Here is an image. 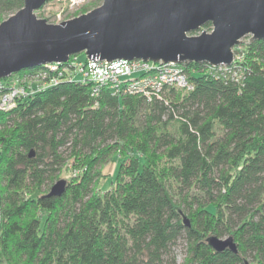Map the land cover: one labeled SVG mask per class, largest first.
I'll return each mask as SVG.
<instances>
[{"label":"trees","instance_id":"obj_1","mask_svg":"<svg viewBox=\"0 0 264 264\" xmlns=\"http://www.w3.org/2000/svg\"><path fill=\"white\" fill-rule=\"evenodd\" d=\"M23 6L0 0V23ZM234 54V72L180 63L192 90L62 82L0 110V264H176L178 245L184 264H264V39Z\"/></svg>","mask_w":264,"mask_h":264},{"label":"water","instance_id":"obj_2","mask_svg":"<svg viewBox=\"0 0 264 264\" xmlns=\"http://www.w3.org/2000/svg\"><path fill=\"white\" fill-rule=\"evenodd\" d=\"M46 0L24 6L0 23V79L72 55L114 61L197 62L232 65L245 37L264 39V0H103L72 19L49 23L36 15ZM211 23L210 32L190 35ZM33 153H30L32 156ZM59 179L48 196H61ZM184 223L190 226L188 219ZM217 251L237 252L232 237L211 236Z\"/></svg>","mask_w":264,"mask_h":264},{"label":"built area","instance_id":"obj_3","mask_svg":"<svg viewBox=\"0 0 264 264\" xmlns=\"http://www.w3.org/2000/svg\"><path fill=\"white\" fill-rule=\"evenodd\" d=\"M90 1L92 0H54L49 8L56 7V9L48 12L46 20L49 23H60L72 19L80 15V9ZM78 55L70 56L67 62L46 63L38 66L37 69L22 70L0 79V110H11L16 106L18 99L62 82L91 83L94 93H98L100 88L108 85L115 91L123 90L125 93L139 94L148 98L159 95L169 86L193 89L189 74L180 63H156L141 59H118L109 62L97 58L82 59ZM232 65H221L218 69L234 72L236 69ZM131 74L138 76L122 80L123 76Z\"/></svg>","mask_w":264,"mask_h":264},{"label":"rangeland","instance_id":"obj_4","mask_svg":"<svg viewBox=\"0 0 264 264\" xmlns=\"http://www.w3.org/2000/svg\"><path fill=\"white\" fill-rule=\"evenodd\" d=\"M102 2H103V0L99 1L98 3H97V0H92V1H90V3H88L84 6H87L90 8V7H93L94 5H98V4L101 5ZM51 3L52 2L45 3L42 8L37 10V12H36L37 17L46 19V17L48 16V12L50 10L54 11L56 9V7L49 8V5ZM82 8L80 9L81 11H82ZM81 11H80V14H82ZM211 30H212V26H211V28H206L203 26L202 29H200L199 31H196V33H194V34L190 33V35H199L202 31L210 32ZM78 56L81 57L82 59H86V56L84 53H80ZM239 60H240V57H239ZM136 76H138V74H131L129 76H123L122 80L133 79ZM117 167H118V163H114L113 161L108 162L106 164V166L104 167V173H106L107 176H109V175L114 176V174L116 173ZM70 175H71V162L69 163V170H64L61 174V178L68 179L70 177ZM109 184H110V180L108 179L107 182L105 183V187H108ZM174 254L176 256V264H184L185 258H186V250L184 248V245H178L177 247H175L174 248Z\"/></svg>","mask_w":264,"mask_h":264}]
</instances>
